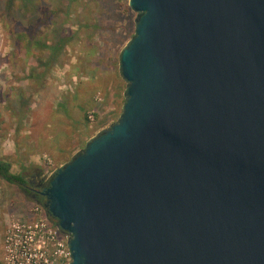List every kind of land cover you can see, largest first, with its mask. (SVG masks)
Returning <instances> with one entry per match:
<instances>
[{
  "label": "water",
  "instance_id": "water-1",
  "mask_svg": "<svg viewBox=\"0 0 264 264\" xmlns=\"http://www.w3.org/2000/svg\"><path fill=\"white\" fill-rule=\"evenodd\" d=\"M119 119L43 183L70 264H264V0H129Z\"/></svg>",
  "mask_w": 264,
  "mask_h": 264
},
{
  "label": "rangeland",
  "instance_id": "rangeland-1",
  "mask_svg": "<svg viewBox=\"0 0 264 264\" xmlns=\"http://www.w3.org/2000/svg\"><path fill=\"white\" fill-rule=\"evenodd\" d=\"M40 18L35 39L47 47L25 36L18 44L17 33ZM136 18L129 0H0V159L13 173L28 183L47 180L119 119L127 91L120 55ZM36 207L49 217L0 177V264L9 227L35 222Z\"/></svg>",
  "mask_w": 264,
  "mask_h": 264
},
{
  "label": "built area",
  "instance_id": "built-area-1",
  "mask_svg": "<svg viewBox=\"0 0 264 264\" xmlns=\"http://www.w3.org/2000/svg\"><path fill=\"white\" fill-rule=\"evenodd\" d=\"M38 211L37 207L31 211L35 222H15L9 227L5 264H68L72 261L70 235L54 225L46 213Z\"/></svg>",
  "mask_w": 264,
  "mask_h": 264
},
{
  "label": "trees",
  "instance_id": "trees-1",
  "mask_svg": "<svg viewBox=\"0 0 264 264\" xmlns=\"http://www.w3.org/2000/svg\"><path fill=\"white\" fill-rule=\"evenodd\" d=\"M38 22H39V23H37L38 27L35 28V29H27L26 28V29H23V30L19 31L17 33V36L14 37L16 39V42L18 44L21 43L23 36H25L29 40V43H30L32 40L35 39L36 33H37V35L38 34H41L40 33V30L38 31V29H40L39 27L42 26V19L40 18L38 20ZM18 34H20L21 36L18 35ZM33 43L36 46H39V48H41V49H45V47H47L46 41L45 40H42L40 38L35 39ZM49 48H51V47H49ZM26 50H27V53L28 54H32V53H30V50H28V48H26ZM20 57H22V56H20ZM46 61H47L46 63H50L48 58L46 59ZM69 113L70 112L67 111V114L70 116ZM86 117L88 119V113L86 114ZM11 167L12 166H11V163L10 162L4 161V160L0 159V177L2 179L6 180V181H8L10 183H12V184H16V185H18V186L21 187V184L22 183H26V179L22 175H20V174L13 173L11 171ZM44 200H45V198L42 199V202ZM42 202H39L38 204L41 205V206H44V204ZM54 224H56V222H54Z\"/></svg>",
  "mask_w": 264,
  "mask_h": 264
},
{
  "label": "flooded vegetation",
  "instance_id": "flooded-vegetation-1",
  "mask_svg": "<svg viewBox=\"0 0 264 264\" xmlns=\"http://www.w3.org/2000/svg\"><path fill=\"white\" fill-rule=\"evenodd\" d=\"M45 180H40V182H35L32 181L31 183L27 182L26 183H22L21 184V188L23 190V192L27 195L30 196L31 198H33V200L36 203L42 202V199L45 198V200L42 202L44 204H46V197L42 194L43 191V183ZM49 219L52 222H56L55 219L53 218V216L49 213Z\"/></svg>",
  "mask_w": 264,
  "mask_h": 264
}]
</instances>
